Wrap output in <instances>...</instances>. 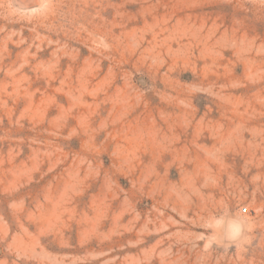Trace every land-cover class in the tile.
Returning a JSON list of instances; mask_svg holds the SVG:
<instances>
[{"label": "rangeland", "instance_id": "obj_1", "mask_svg": "<svg viewBox=\"0 0 264 264\" xmlns=\"http://www.w3.org/2000/svg\"><path fill=\"white\" fill-rule=\"evenodd\" d=\"M0 264H264V0H0Z\"/></svg>", "mask_w": 264, "mask_h": 264}, {"label": "built area", "instance_id": "obj_2", "mask_svg": "<svg viewBox=\"0 0 264 264\" xmlns=\"http://www.w3.org/2000/svg\"><path fill=\"white\" fill-rule=\"evenodd\" d=\"M241 210H242L243 212H246V211H247V206H241Z\"/></svg>", "mask_w": 264, "mask_h": 264}]
</instances>
